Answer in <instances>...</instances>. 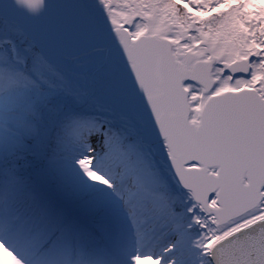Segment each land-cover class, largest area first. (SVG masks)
<instances>
[{"label": "snow or ice", "instance_id": "6c2138e0", "mask_svg": "<svg viewBox=\"0 0 264 264\" xmlns=\"http://www.w3.org/2000/svg\"><path fill=\"white\" fill-rule=\"evenodd\" d=\"M0 264H264V0H0Z\"/></svg>", "mask_w": 264, "mask_h": 264}]
</instances>
